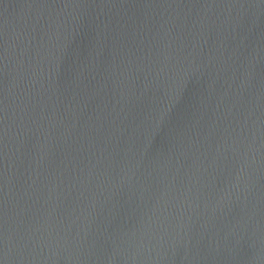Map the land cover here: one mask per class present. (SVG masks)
Instances as JSON below:
<instances>
[{"label": "water", "instance_id": "95a60500", "mask_svg": "<svg viewBox=\"0 0 264 264\" xmlns=\"http://www.w3.org/2000/svg\"><path fill=\"white\" fill-rule=\"evenodd\" d=\"M0 264H264V0H0Z\"/></svg>", "mask_w": 264, "mask_h": 264}]
</instances>
